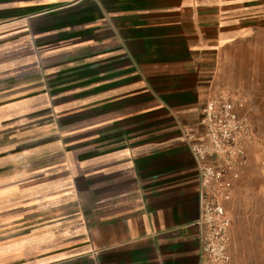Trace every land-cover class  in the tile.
Masks as SVG:
<instances>
[{
  "label": "crops",
  "instance_id": "0c3cea01",
  "mask_svg": "<svg viewBox=\"0 0 264 264\" xmlns=\"http://www.w3.org/2000/svg\"><path fill=\"white\" fill-rule=\"evenodd\" d=\"M0 48L2 110L76 117L66 146L92 201L94 264H201L203 186L187 135L227 94L253 121L248 155L264 148V0H0ZM21 57L42 59L35 77Z\"/></svg>",
  "mask_w": 264,
  "mask_h": 264
},
{
  "label": "rangeland",
  "instance_id": "374dc122",
  "mask_svg": "<svg viewBox=\"0 0 264 264\" xmlns=\"http://www.w3.org/2000/svg\"><path fill=\"white\" fill-rule=\"evenodd\" d=\"M3 60L0 48V67ZM39 61L21 57L16 66L35 77ZM59 117L44 104L0 107V264H94L87 253L92 201L78 195L66 146L77 121ZM254 138L224 203L232 264H264V148L248 155Z\"/></svg>",
  "mask_w": 264,
  "mask_h": 264
},
{
  "label": "built area",
  "instance_id": "2783aa9c",
  "mask_svg": "<svg viewBox=\"0 0 264 264\" xmlns=\"http://www.w3.org/2000/svg\"><path fill=\"white\" fill-rule=\"evenodd\" d=\"M242 100L221 94L207 101L201 123L203 132L187 135L200 163L202 232L201 264H231V221L224 203L230 198L239 169L247 163V146L254 138L253 123L241 113Z\"/></svg>",
  "mask_w": 264,
  "mask_h": 264
}]
</instances>
